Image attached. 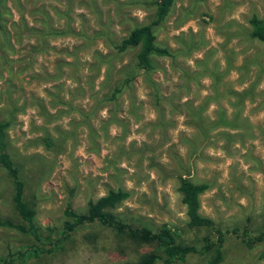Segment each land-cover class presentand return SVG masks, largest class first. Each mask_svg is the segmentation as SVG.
Masks as SVG:
<instances>
[{
    "label": "rangeland",
    "instance_id": "1",
    "mask_svg": "<svg viewBox=\"0 0 264 264\" xmlns=\"http://www.w3.org/2000/svg\"><path fill=\"white\" fill-rule=\"evenodd\" d=\"M0 1L6 6L0 11V43L8 42L0 45V118L12 110L5 142L43 234L45 226L60 229L67 201L83 211L88 199L121 187L129 195L113 209L117 218L151 230L167 224L182 242L198 245L210 231L185 225L176 191L182 176L208 184L199 212L226 231L219 264H264L259 257L264 240L248 248L231 233L255 234L264 226V41L246 35L247 18L264 16V0H173L154 29L155 41L173 51L191 49L174 61L157 58L151 77L163 97L177 96L171 105L161 102L162 109H153L135 69L136 105L128 106L124 91L116 113L120 121L103 122L109 107H99L86 119L90 130L71 106L88 112L90 94L106 93L121 75L118 68L130 69L135 53L131 48L115 54L96 33L109 30L118 40L130 26L147 22L151 9L132 0ZM46 27L51 32L44 34ZM176 64L200 72L184 90L177 88L182 77ZM211 68L220 74L215 91L206 76ZM184 101L191 106L183 107ZM45 111L55 115L45 119ZM185 114L193 117L192 125ZM45 129L53 138L50 148L36 140ZM11 194L10 179L0 168V218L18 221ZM31 243L30 236L0 227V256ZM152 251L157 252L153 244L88 223L57 250L22 264H123ZM205 259L190 254L173 264H205Z\"/></svg>",
    "mask_w": 264,
    "mask_h": 264
},
{
    "label": "trees",
    "instance_id": "2",
    "mask_svg": "<svg viewBox=\"0 0 264 264\" xmlns=\"http://www.w3.org/2000/svg\"><path fill=\"white\" fill-rule=\"evenodd\" d=\"M132 2L146 9H151L147 22L130 26L125 35L118 40L112 39L109 30H98L96 33V36H102L104 38L103 40L114 50L115 54L131 48H135V53L130 69L124 70L125 66H120L117 72L121 73V75H119L106 93L97 95L93 92L90 94V97L94 98V100L88 112L84 113L81 109L71 106L82 115L81 124L85 125L88 130H90V127L86 119L90 113L99 107H109L106 109L109 117L103 122L116 124L120 121L117 119L116 113L119 111L118 99L124 91L128 95V106L136 105L131 95V82L135 69L139 70L140 74H142V80L148 89L147 96L153 109H162L161 102L171 105V101L177 96V93H171L169 97H163L159 92L157 83L151 77V73L157 69V58H169L171 61H174V58L178 54L185 56L189 49H191L189 47H183L181 50L173 51L166 46L158 45L155 41L154 29L164 21L173 0H132ZM2 9H6V6L4 4L2 5V1H0V11ZM247 24L248 30L246 31V35L248 38L259 42L264 41V16L259 17L252 14L247 18ZM27 30L31 32V29ZM50 32L51 29L46 27L44 34ZM6 41L5 39L0 45H8ZM9 48H11L10 45ZM98 58L97 56L95 64L99 67L100 60ZM175 68L178 69L179 79L182 77V82L178 84L177 88L182 90L188 87L190 79H196L200 73L198 71L188 72L181 69L177 64ZM105 70V78L110 77L109 68L107 67ZM206 76L211 80V88L215 91L214 83L219 81L220 74L214 68H211L207 69ZM243 92L246 91L243 90ZM236 94L241 95L240 93ZM214 97L209 96L206 99H212ZM182 106L188 108L191 106V103L184 101ZM9 112H12V110H7L5 112L6 117L0 118V168L6 172L10 179L12 185L11 208L19 220L13 221L9 218H0V227L13 229L21 234H26L33 239L34 243L23 246L21 251H8L5 255L0 256V264H22L25 260L35 258L42 253H51L60 248L61 242L67 239L74 229L88 223H96L107 227L116 234L125 233L128 237L139 242L153 244L157 249V252L145 253L136 261L123 264H156L158 262L161 264H173L183 262L190 254L205 255V264L220 263L222 260L220 247L224 241L226 231L216 227L210 217L199 212V196L207 189L208 184L206 182H194L182 176H178L176 191L180 196V202L184 208L185 225L189 229L204 228L210 231V234L201 237V242L198 245L182 242L179 234L173 228L167 226V224H161L156 229L151 230L145 226H132L117 218L113 213V209L129 195L121 187L107 189L105 193L97 198L88 199L83 211L78 212L73 209L70 201H67L62 211L64 220L60 229L54 232L53 228L45 226L43 227V234L35 222L34 203L24 198V182L19 176L16 160L11 157L7 150L5 132L10 127L13 119ZM44 115V118L48 119L49 117H53L55 112L48 113L45 111ZM185 115L189 120L188 123L192 125L194 121L193 117L189 114ZM52 139L51 135L45 129L44 133L36 140H40L46 148H50L53 146ZM231 233L237 236L239 241L248 248L264 240V226L255 234H251L247 229H242L238 233L236 229H232ZM259 257L264 260V246L259 252ZM15 260L17 261L16 263H14Z\"/></svg>",
    "mask_w": 264,
    "mask_h": 264
}]
</instances>
